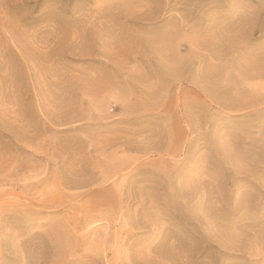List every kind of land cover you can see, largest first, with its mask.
Here are the masks:
<instances>
[{
    "label": "rangeland",
    "instance_id": "1",
    "mask_svg": "<svg viewBox=\"0 0 264 264\" xmlns=\"http://www.w3.org/2000/svg\"><path fill=\"white\" fill-rule=\"evenodd\" d=\"M0 264H264V0H0Z\"/></svg>",
    "mask_w": 264,
    "mask_h": 264
}]
</instances>
